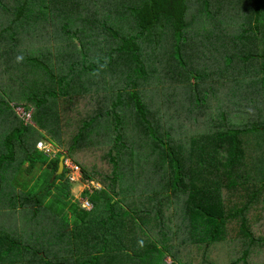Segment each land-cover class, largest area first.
Segmentation results:
<instances>
[{"label":"trees","instance_id":"1","mask_svg":"<svg viewBox=\"0 0 264 264\" xmlns=\"http://www.w3.org/2000/svg\"><path fill=\"white\" fill-rule=\"evenodd\" d=\"M5 1L7 0H0V6L2 5L9 12V19L12 14H15V18L10 24L0 27L3 31H10L19 25L27 29L29 21L46 17L41 13L49 9L47 4L50 3L53 6L51 14L56 15L54 23H61V26L54 27V30L59 31L68 43L66 46L60 43L51 44V47L45 50L47 53L52 52L58 45L62 46L64 51L68 47L71 49H69V57L65 65L61 61V64L53 66L45 60L43 54L33 57L30 51L20 53L19 49L13 50L16 52V58L25 55L28 61L35 62L34 70L38 65L46 66L47 64L46 67L51 75L49 81H43L36 70L35 82L32 86H38V90L34 93L30 86L29 93L24 91L26 95L24 99L28 98V104H19L15 107H24L28 111L35 108L33 118L35 123L26 124L20 116H16L17 121H14L16 119L10 115V121H6L10 127L0 132L2 142L0 205L7 206L6 199L10 190L12 198L8 205L12 209L14 205L21 207L22 210H26L28 204L34 205L37 209L34 212L35 218L38 220L44 219L47 221L46 224H65L60 228L62 233L58 241L61 254L59 253L58 259L49 258L41 248L31 246L35 235L29 243H24L20 239L17 241L14 233L13 236H5L6 239L12 240L11 249H8L11 254L4 255L7 263L0 262V264H69L70 261L77 264H94L95 255L102 254L101 248L106 251L104 253L106 264H168L166 260L168 257L173 259L171 264H264V142L253 159L250 156L255 149L250 147L248 137L255 128H257L258 136L264 137V94H253L256 91L252 93V90H257L256 86L260 84L262 86L259 90L264 89V67H262L263 73L259 75L260 84H256L255 87L250 86L251 97L245 98L246 100H243L236 110L230 112L231 109L227 108L226 101L220 103L216 101L213 104V107L217 106V109L216 114L213 110L211 114L215 116L213 117L215 122H224L219 123L224 126L223 131L218 133H209V131L201 134L195 132L194 126L187 119L190 130L193 129V137L191 140H186L188 135H184L181 121H185V118L191 115L182 113L187 106L185 103L180 111L183 119L172 117L166 124L174 123V119L178 121L179 127H175L176 132L174 128L170 131L163 128L161 130L152 116L158 115L155 106L148 104L149 101L147 102V98L137 87L135 90L133 85L118 86L115 80L109 84L108 76H102L101 72H106V66L116 68L119 64H123L113 61L114 53L111 54L113 56L108 57L109 61L104 59L103 52L109 50L111 43H107V46H97L90 56L86 54L91 59L87 64L82 62L83 55L76 50L77 39L83 44H86L85 41L93 44V38L96 43V39L100 38L101 34L94 29L103 27L98 22L102 20L107 30L113 31L112 37L115 40H119L115 38L118 36L125 38L121 45L113 43L114 51L138 53L140 50L146 55L147 38L156 35L157 30L165 26L175 30V54L182 57V44L184 40H188L185 33L190 27L191 13L204 4L212 15L213 3L214 8H218V12L215 11L216 15L210 23L204 25V33L213 32L215 36L223 37L226 30L234 31L235 29L241 34L245 33L243 35L246 42L244 49H249L252 45L257 46V53H261L264 57V0H116V2L107 0V7L105 2L101 3V0H12L19 3V6L16 5L17 10L13 11L7 9ZM106 8L109 10L106 11ZM239 18L243 19V24H250V21L255 18L254 27L238 28ZM106 20L113 22V25L117 27H109ZM92 24L94 27L90 28ZM32 29L36 30L37 27ZM13 32V35L17 34ZM64 33L70 37H65ZM1 34L2 32L0 36ZM16 37L13 36V39L15 40ZM199 38L201 40L203 36L200 35ZM131 41H135L137 49L131 45ZM229 46L235 48L237 45H227ZM10 50L6 43L0 44V51H3L4 57L10 55ZM156 52L155 47L153 53ZM251 55L252 53L249 52L245 59H251ZM129 56L134 60L133 55ZM141 59L144 60V56L140 57L138 63L145 75L151 65L146 59L145 67L142 68ZM14 64L18 65L16 59L12 63L4 62L2 67ZM24 70L25 68H22V72ZM194 75L196 78L199 76L198 73ZM6 77H10V73H7ZM37 80L41 81L36 82ZM119 81L121 82L122 78ZM78 84L81 86L78 87ZM78 88H81V91ZM195 90L196 88L193 91ZM22 92L23 89H20L18 95ZM84 92H92L93 95L89 96L88 100L81 101L83 98L80 95ZM181 100L190 102L189 96H183L182 99L179 97L176 101L181 105ZM237 100L241 99L237 98ZM222 103H224L221 110L223 117L221 112L219 114L218 108ZM58 104L62 109L68 108L66 114L74 110L77 117L85 119L79 120L81 126H76L75 133L68 131L69 125L62 127L64 116L58 112ZM254 104L257 109L251 112L249 108ZM104 108L111 111L108 115H113L112 121L103 115ZM127 109H132L127 114L135 113L139 127L142 129L139 131L140 135L130 132L129 126H132L135 121H133L134 117L126 114ZM247 111L259 115V119L245 116ZM232 118L241 121L242 125L237 127L234 124L235 128H233L234 126L230 125ZM195 122L196 119H193V125ZM95 126H102V128L95 130ZM150 129L151 131L160 129L161 135H157L156 140H153L148 133ZM135 130L137 131L138 128ZM230 132H234L235 135ZM101 135L102 139L99 140ZM162 137L168 139L169 146L164 144ZM128 138L137 139L142 144L150 143L148 147L139 145V151L134 153V146H130ZM63 139L70 145L67 146ZM41 141L59 150L55 158H48L37 149V144ZM99 143L104 146L99 145L97 150L91 152ZM118 149V156L114 155L115 150ZM102 150H109L110 161L119 162V169H112L109 176H104L102 169L98 172L86 169L95 156L93 153L101 154ZM148 151L150 155H147L145 169L147 174L152 172L148 182L152 188L151 191L163 196H156V208L151 205L140 210L139 206L134 208L133 212L128 211L129 209L119 198L124 192L118 172L121 175L128 174L130 163L138 164L141 161L143 164L144 156ZM62 156L81 167L84 182L97 180L103 185V190L95 191L93 194L84 191L82 194V197H87L93 203L92 211L84 210L79 200L73 198L72 183L67 178L66 168L63 174L52 182ZM19 157L23 158V162L18 163ZM26 162L30 163L27 171L33 173L38 169L42 170L41 174L32 186H29L30 182L24 184L17 180V188H15L14 176H24L22 166ZM194 188H196L194 191L201 192L199 194L203 196L201 200L205 207L217 205L224 210L211 208L210 214L203 213L200 207L198 209L195 204L188 201V195ZM171 197L173 199L170 202ZM19 200V205H16ZM150 200L151 204L155 203L153 197ZM182 200L187 201L183 203ZM185 203L189 206L186 209L187 222L184 224L179 218L184 214L182 206ZM167 206H176L174 212L176 216L170 214L168 210L170 208ZM254 208L262 212L260 221L262 224H253L251 221L250 216ZM147 213H150L152 218L144 221L142 214ZM132 214H135V217ZM157 218L159 224H151ZM140 221L144 225H140ZM231 224H235L236 228L232 235L229 234ZM145 225L149 229L147 232L142 227ZM42 233L45 234L43 230ZM24 234L28 235L27 232ZM178 234L180 241L177 242L175 235L178 236ZM237 234L240 236L238 237ZM2 239L0 236V241ZM167 240H174V243L164 246ZM194 244L198 247L197 253L194 252ZM5 248L6 246L0 245L2 251ZM127 250L129 251L126 252ZM185 255L193 256L194 261L186 263L188 259Z\"/></svg>","mask_w":264,"mask_h":264},{"label":"rangeland","instance_id":"2","mask_svg":"<svg viewBox=\"0 0 264 264\" xmlns=\"http://www.w3.org/2000/svg\"><path fill=\"white\" fill-rule=\"evenodd\" d=\"M105 2L107 7V0H101V3ZM110 2H116V0H110ZM7 9L15 10L17 6H19L18 2H13L12 0L5 1ZM49 9H46L41 13V15H45L44 18H35L34 21H29L28 28L24 29L22 26H17L16 28L11 29L10 31L5 30L3 31V27L5 24H10L11 20L13 21L15 18V14H12L11 18L9 19V12L6 11L2 5L0 6V33L2 32L3 36L2 39L5 40L7 48L10 50L12 46L10 43V33L12 34L13 31H25L23 34V38L27 37L29 33V29H32L33 27H37L35 31H47L50 33L52 37H54V27L57 26L60 27L61 23L58 22L57 24L54 23L56 20V15L54 13L51 14V9L53 8L52 4L48 3ZM201 8L198 10H194L191 13V21H190V27L188 28L185 35L188 37V40H184L182 44V57L176 55V45H175V30L171 27H165L163 26L162 29L157 30V34L147 38V46H145V51H147L146 55L144 52H141L139 49V52L136 51H130V52H119L118 50L113 49V43L116 42L117 45H121L125 38L123 36H118L115 38H118L119 40H115L112 37V30H107V27L104 25L102 20L98 21L103 27H99L98 29H94L95 32H99L101 34V37L95 40L92 38L93 44L89 41H85L86 44H83L79 42L77 39V53H80L83 55L82 62L84 64H87L90 62V55L93 53L94 49L97 46H107V43H111L109 50H105L103 52L104 59L106 61H109L110 59L108 57L113 56L111 55L114 53L113 61L115 63H123L119 64V67L111 68L109 66H106V72H101L103 77H107V81L109 84H111L114 80L117 81V85H129L134 87L135 90H140L142 94L147 98V102L150 106H155V110L157 112V116L152 115L156 123L160 126V129H166L167 131H170L171 128L179 127L177 124L178 121L174 119V123L167 124V121L169 118H176V119H183L181 117L180 111L182 110L184 103L185 108L183 109L182 113H186L187 115L190 114L188 118H185V121L182 120L181 123V129L184 132V135H188L186 137L187 139H192L193 135V129L195 132H204V133H218L224 130V126L220 125L219 123L224 122H215L213 117L214 115L211 114L212 110L214 111V114H216V107H213L214 103L218 101L219 103L222 101H226L227 108L229 107L231 110L230 112L236 110L237 107L240 106V104L243 103V100H246L245 98L251 97L250 93V86H256V84H260L259 75L262 74V67H264V57H262L261 53H257V46L253 47L252 45L249 49H244V46L246 45V42L243 39V34H241L239 31L235 30L230 31L226 30L224 36H215L213 32H206L204 33V25L206 23H210L213 16L216 15L215 11L218 12V8H214V4L212 3V9L213 14H209L208 9L204 6H200ZM17 10V9H16ZM109 8H106V11H108ZM129 13H131L129 11ZM124 15H122L123 17ZM40 17V16H39ZM40 19V20H38ZM47 19V20H45ZM216 19V18H215ZM242 18H239L238 21V28H253L255 24V18L250 21V24H243ZM108 26H113V22L106 20ZM249 22V21H247ZM119 25V24H118ZM94 25L92 24L90 28H93ZM27 30V31H26ZM34 30V29H32ZM89 30V28L87 29ZM246 30V29H245ZM133 32V31H132ZM23 33V32H22ZM103 33H107V35H103ZM202 35L203 39L200 40L199 36ZM50 36V37H51ZM65 37H70L66 33H64ZM94 35H92L93 37ZM60 38H64L63 36H58ZM4 43V42H3ZM131 45L137 49L138 47L135 44V41L130 42ZM233 44L237 45L235 48H231L230 46L227 47V45ZM115 45V44H114ZM20 44L13 46V49L10 50V54L13 57L14 51L18 50L20 53H24L27 49L32 53L33 57L37 55L36 52H39L38 50L34 49L33 47L29 46L27 44L26 47H19ZM157 48V52L154 54L153 49ZM25 49V50H24ZM69 49L71 47H68L66 51H64V48L60 45L55 46L53 48L52 52H48L46 54L45 60L48 61L53 57V62H50V65L52 63L53 65L61 64V61L65 65L66 60L69 57ZM24 50V51H23ZM43 50V49H42ZM251 52V59L247 58L245 59V56ZM88 54V55H86ZM133 55L134 60L129 55ZM255 54H259V56H255ZM155 61H154V56ZM51 56V57H50ZM144 56V60H142V68L145 67L146 59L148 60L149 64L151 65L148 67L147 73L144 75L142 72L143 69H141V65L138 63L140 61V57ZM129 57V58H128ZM12 59L9 56H3V51H0V132L1 130H5L6 128L10 127L6 124V121H10V115H13V118H15L17 121V117L20 115L18 112V108H15L17 105H19V101H23L22 104L26 101H24V93L18 95L19 91L12 87L13 82L10 81V77H6L7 73L12 74L14 65H10L9 67H2L4 62L11 63ZM155 62V63H154ZM33 64L36 65L35 62ZM46 64V63H45ZM32 65V64H31ZM44 68H43V67ZM38 65L36 66V70L39 72V75H41V79L43 78V81H49L50 75L47 64L45 65ZM35 67L33 66V69ZM36 70H34V73H36ZM28 70L26 69L24 72L26 73ZM33 73V71H32ZM194 73H198L199 76L196 78ZM122 78V81L120 82L119 79ZM41 80H38L36 82H40ZM123 81L125 83L123 84ZM137 82V83H136ZM49 84V83H48ZM136 84V85H135ZM44 85V84H43ZM41 86V88L43 87ZM81 85L78 84V87ZM260 86H262L260 84ZM260 86H256L257 90H252V93L255 95L258 94H264V89L261 88L259 90ZM137 87V88H136ZM20 88V87H19ZM35 91L38 90V86L32 87ZM40 88V89H41ZM196 88L195 91H193ZM79 91H81V88H78ZM111 91V89H109ZM93 95L92 92H84L80 96L83 98L81 101H86L89 99V96ZM104 95V94H103ZM183 96H189L190 102L185 100H181L182 104L180 105L178 101H176L179 97L180 99L183 98ZM66 98V97H64ZM94 98V97H93ZM197 98V100H195ZM234 98V99H233ZM241 99L240 101L237 100ZM202 99V100H201ZM254 99H257V97H254ZM65 100V99H64ZM164 102V103H163ZM229 102V103H228ZM246 102V101H245ZM75 104V103H74ZM73 104V105H74ZM147 104V103H146ZM223 104H219V114L222 110ZM228 104V105H227ZM21 105V104H20ZM164 105V108H163ZM256 105H252L249 110L251 112H254L257 107ZM76 109V107L74 106ZM67 107L61 108V112L64 116V122H62L63 125H69L68 131L71 133L76 132V126H81V123L79 120H85L83 117H77L76 112L74 110H70V114H66ZM103 115L107 116L110 121H112L111 114L108 115L111 111L105 110ZM172 109V110H171ZM188 109V110H187ZM12 110V111H11ZM132 109H127L126 114L130 113ZM32 111L35 114V108L32 109ZM99 111V110H98ZM153 111V110H152ZM162 111V112H161ZM164 111V113H163ZM251 112H248L245 114L247 117H251V119H259V115L253 114ZM14 113L16 115H14ZM138 114L141 116L140 111H138ZM153 114V112H152ZM185 114V115H186ZM223 112H221V116L223 117ZM70 117H66V116ZM128 116L134 117L133 121H135L132 126H129L130 132L137 133L138 135L141 134L142 129L139 127L138 120H136L135 113L133 114H127ZM167 115V116H166ZM262 114L260 115L261 118ZM21 117V116H20ZM10 118V119H9ZM162 118H167L166 120H162ZM187 119H189V123L194 126L193 129L190 130V125L187 122ZM193 119H196L195 124L193 125ZM34 124L35 122L32 121ZM230 125L240 127L242 125L241 121L231 119ZM164 124V125H163ZM61 126V125H60ZM235 126L233 128H235ZM222 127V128H218ZM102 126H95V130H100ZM135 128H138L136 131ZM154 130L148 132L149 135L153 140H156L155 137L157 135H161V130ZM220 129V130H219ZM178 133V132H177ZM233 135H235L234 132H230ZM71 135V134H70ZM198 135V134H196ZM240 136V134H239ZM241 137V136H240ZM249 141L251 143L250 146L253 150L252 156L250 158H253L258 154L260 151V148H262V144L264 142V137L258 136L257 128H255V131L251 134H249ZM166 138V137H165ZM161 138L162 141L166 146H169L168 139ZM242 138V137H241ZM262 138V140L260 139ZM102 139V135L99 136V140ZM123 139V137H122ZM64 143L68 146L70 143L65 142ZM128 141L130 143V146L133 147V151L138 152L139 151V145H142L143 147H148V144L150 142H147L146 144H142L139 142V140L134 138H128ZM123 142V141H122ZM121 142V143H122ZM72 143V141H71ZM113 144V142H112ZM99 145H103L102 143L96 144L94 149L91 151H95L99 148ZM129 145V144H128ZM0 148H1V136H0ZM108 151H103L101 154H95L93 159L90 162V168L87 167V170L89 171H96L102 169L104 176H109L111 174L112 169L118 168L119 169V162L117 160L110 161ZM118 150H115L114 155L116 154L118 156ZM90 152V153H91ZM76 154V153H75ZM147 155H150V152L148 151L146 155L144 156V163L140 161L138 164L130 163V173L121 175L118 172V178H120V181H122L121 186L123 189L120 200L124 203L123 205L128 208V211L134 210V208L140 206V210H143L147 207H150L151 205L156 208V196H160L163 194L154 193L151 191L150 183L148 182L151 179L152 172H149L147 174L146 168V160ZM77 157V155H76ZM72 161V160H71ZM87 162L86 160H84ZM23 162V158H18V163ZM73 162V161H72ZM30 163L26 162L22 166V171L24 172V176H14L16 179L15 181V188H17V180L20 182H24V184H27L30 182L31 184L29 186H32L35 179H37L42 170L36 169L33 173H30L27 171L29 168ZM80 167V166H79ZM92 168V169H91ZM81 169V167H80ZM82 171V169H81ZM83 172H82V179H83ZM78 179L80 180L79 176ZM94 182H98L95 180ZM72 183V196L75 200L77 198H80V193L84 189V184L82 185V182H71ZM99 183V182H98ZM100 184V183H99ZM85 185H88L85 183ZM262 185V184H261ZM20 189H23L22 187H19ZM102 187L98 190H101ZM193 191H190L188 195V201L192 202V204H195L196 207L203 211L205 214H210L211 208H221V206H208L205 207L202 203L201 196L199 193L200 191H194L196 188L192 189ZM198 190V189H197ZM8 190V197L6 199L5 205H0V236H2V240L0 241V245L6 246L5 249H0V262H6V257L4 255L11 254V252H8V249H11V241L5 238V236H13L14 233L16 234L17 241L20 239L24 243H29L30 240H33V236L35 235V239L31 242L32 247H39L42 249V251L49 256V258H55L58 259L60 248H58L60 242L59 239L61 237L62 228L65 224H46L47 221L44 219L38 220L35 218V206L28 204L27 211L22 210L21 207H13L11 208L9 204V200L12 198V191L10 192ZM151 197L155 200L154 204H151ZM173 198L171 197L169 200L171 202ZM177 199V198H175ZM73 200V199H72ZM178 200V199H177ZM183 203L187 200H182ZM20 200L16 205H19ZM169 203V202H167ZM189 204L185 203L182 206V209L184 211V214L179 218L180 222L186 223L187 222V207ZM191 206V205H190ZM193 208V206H191ZM167 208L170 211V214L175 215L176 206H167ZM156 210V209H155ZM224 209L221 208L220 211H223ZM133 215V214H132ZM143 220L147 221V219H151L152 215L150 213L142 214ZM135 217V214L133 215ZM155 217V215H154ZM251 221H253V224H259L262 218V212L257 211L256 208L253 210V214L250 216ZM235 222V221H231ZM140 225L141 221L139 222ZM151 224H159V219L157 218L156 221H154ZM177 224L178 221H177ZM181 224V223H180ZM262 224V223H260ZM73 225V224H70ZM232 225V224H231ZM146 232L149 231L148 226H142ZM235 224H233L231 227H229V234H233L235 231ZM42 230L45 234L42 233ZM35 231V233H34ZM27 232L28 235L26 236L24 233ZM41 235V236H40ZM238 237L240 234H237ZM159 236V235H158ZM176 241H180L178 239V236L175 235ZM77 243V242H75ZM173 241L167 240L166 244L169 246L170 244H173ZM142 244V243H141ZM189 245V244H187ZM118 248L121 250V248L118 246ZM197 245L194 244V252L197 253ZM102 254L95 255L96 259L94 260V264H106V254H104L106 251H103V248H101ZM122 251V250H121ZM127 250L126 252H128ZM61 254V253H60ZM165 256V254H164ZM187 256V255H185ZM124 258V255H123ZM11 260V259H10ZM168 264H171L173 262L172 257L166 258ZM193 256L186 261V263L193 262ZM69 264H77L73 263V261H70ZM114 264V263H112Z\"/></svg>","mask_w":264,"mask_h":264},{"label":"crops","instance_id":"3","mask_svg":"<svg viewBox=\"0 0 264 264\" xmlns=\"http://www.w3.org/2000/svg\"><path fill=\"white\" fill-rule=\"evenodd\" d=\"M28 31H29V33H28L27 37H25V38H23V34H24L25 31H23V33H22V31H15V33H17V34H14V35H13L14 32H12V34L10 33V40L11 41H10L9 44L12 47L15 46L16 44H18V45L20 44V46H19L20 48H22V47L24 48L28 44L29 46H31L34 49L39 51V52H36L37 55L43 54V55H45L44 58H46L47 52H46L45 49L48 48V47H51L50 46L51 44L55 45V43H60L62 46H66V44L68 43L67 39H65V38H61V39H56L55 38V37H58V36H62L59 31H55L54 30V34H53L54 37H52L50 35V33H48L47 31H35V30H32V29H29ZM2 36H3V34H1V36H0V44H2L3 42L5 44L6 42H5L4 39L1 38ZM13 36H17L15 40L13 39ZM35 37H37V39H35ZM35 41H36V43H35ZM46 41H49V42H46ZM25 49H26L25 52L29 51L27 49V47ZM10 58L12 59L11 63L15 59L18 61V65L14 67V70H13L12 74L10 75V81L13 82L12 87L17 89L18 91L20 89H23V93H24V91L29 93V90L31 89L30 86L33 87L32 85H34V82H35V73H34V69H33V66H34L33 63L30 60L28 61V59H27L28 57L25 56V55L24 56H17V58H16V52L15 51H14V56L13 57L10 54ZM53 59L54 58L51 57V59H49L48 61L53 62L52 61ZM22 68H25V70L27 69L28 71L26 73L24 72L25 70L22 72ZM32 71H33V73H32ZM39 76L41 77V75H39ZM24 101H26V102H24L23 105H27L28 102H29L27 97H25ZM22 102L23 101H19L20 104H22ZM58 105H59L58 106V112L62 113L61 112V106H60V104H58ZM202 133H204V132H201V134ZM101 190H103V185H102V189ZM97 191H99V190H97ZM84 198H87V197H84ZM190 257L191 256H188V255L186 256L187 259H190Z\"/></svg>","mask_w":264,"mask_h":264},{"label":"built area","instance_id":"4","mask_svg":"<svg viewBox=\"0 0 264 264\" xmlns=\"http://www.w3.org/2000/svg\"><path fill=\"white\" fill-rule=\"evenodd\" d=\"M18 114L21 116V118L25 121L26 124H32L33 118H34V112L32 110L28 111L24 107H17ZM37 149L40 150L42 153L45 154L48 158H55L58 154L59 150L55 149L51 144H48L46 142H39L37 144ZM64 166L67 170V178L70 182H82V185L84 186V189L80 193V198H77L80 202L81 207L86 211H91L94 208L93 203L88 199L82 197V194L84 191H88L90 194H93L95 191L100 189L102 187L101 184L98 182L90 181V182H84L82 179V171L79 167V165L73 163L70 159H65ZM78 176L80 180L78 179ZM88 184V185H85Z\"/></svg>","mask_w":264,"mask_h":264},{"label":"water","instance_id":"5","mask_svg":"<svg viewBox=\"0 0 264 264\" xmlns=\"http://www.w3.org/2000/svg\"><path fill=\"white\" fill-rule=\"evenodd\" d=\"M64 161H65V156H62L60 158V161H59V168H58V171L56 172V174L53 176L52 178V182L60 175L63 174L64 170H65V166H64Z\"/></svg>","mask_w":264,"mask_h":264}]
</instances>
